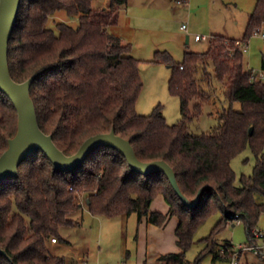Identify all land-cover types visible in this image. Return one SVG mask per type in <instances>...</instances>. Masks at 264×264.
<instances>
[{
    "label": "trees",
    "instance_id": "trees-1",
    "mask_svg": "<svg viewBox=\"0 0 264 264\" xmlns=\"http://www.w3.org/2000/svg\"><path fill=\"white\" fill-rule=\"evenodd\" d=\"M92 2L21 0L9 42L12 78L22 83L36 76L31 97L40 128L66 155L75 154L91 136L115 130L130 140L141 161H166L184 195L194 201L200 194V199L189 207L164 173H137L113 148H96L72 171L56 169L39 150L20 165L19 176L0 183V249L7 253H0V264H77L52 254L48 244L52 239L65 241L60 231L76 225L72 215L82 210V201L95 217L136 214L139 223L146 218L159 227L177 217L181 251L162 255L159 260L164 264H190L186 253L195 232L221 212L223 217L203 239L205 249L195 264H201L206 254L215 261H231L234 247L225 246L224 253L218 250L217 234L229 224L242 222L249 244L256 243L255 232L264 214V81L246 68L237 44L247 43L264 29V0H257L242 39L215 35L207 52L188 51L180 64L166 51L155 53L152 62L172 68L169 91L180 100L181 110L180 120L173 125L161 105L147 116L136 110L143 86L140 61L131 55L130 43L108 32L128 0H109V7L101 10H93ZM60 11L79 17V25L48 26L50 17ZM200 71L224 84L230 108L220 114L212 132L194 135L190 125L209 101ZM234 102L241 103V110L233 108ZM17 129V110L0 91V156ZM248 146L256 165L253 174L242 176L241 186H236L231 162ZM159 195L169 206L168 214L150 212Z\"/></svg>",
    "mask_w": 264,
    "mask_h": 264
},
{
    "label": "rangeland",
    "instance_id": "rangeland-1",
    "mask_svg": "<svg viewBox=\"0 0 264 264\" xmlns=\"http://www.w3.org/2000/svg\"><path fill=\"white\" fill-rule=\"evenodd\" d=\"M178 1L128 0L127 5L120 10L118 23L108 27L109 33L131 44V55L140 61L139 70L143 86L136 105L137 112L147 116L161 105L169 125L176 124L181 118L180 100L169 91L172 68L166 63L152 62L155 53L166 51L176 64H180L188 51L207 52L215 35L242 39L249 16L257 3V0H182L187 4L181 7ZM107 7L109 0L92 2L93 10ZM61 22L77 27L79 17H70L65 11H60L50 17L48 26L55 28V25ZM183 24L188 26V31L181 29ZM196 35L206 39L196 41ZM243 56L246 68L253 70L258 77L262 76L264 81V40L259 35H253L249 39ZM200 72L199 77L204 80L203 86L209 95V101L203 106V114L190 125V131L194 135L212 132L220 122V114L230 108V103L225 97L224 84L217 82L213 75L208 79L203 71ZM209 72L213 74L212 67ZM233 108L241 110V103L234 102ZM255 165L256 157L250 146L232 160L236 186H241L242 176L253 174ZM258 199L262 200L261 197ZM82 204V210L72 215L81 225L65 227L60 231V237L70 241L72 245L59 240L58 245L51 249L53 254L65 257L69 263L77 264H141L144 245L137 215L95 217L86 208L84 201ZM222 217L221 212H216L195 232L193 245L186 253L190 264H195L197 257L205 249L203 239L210 236ZM257 230L262 231L264 235V214L259 219ZM162 243L161 247L175 248L174 235L168 234ZM216 244L218 250L232 245L235 252L241 251L243 246L249 244L245 224L237 222L235 225L224 227L216 236ZM51 245L52 241L48 247ZM244 261L243 258L242 262ZM201 264L231 263L229 260L215 261L211 254H206Z\"/></svg>",
    "mask_w": 264,
    "mask_h": 264
},
{
    "label": "water",
    "instance_id": "water-1",
    "mask_svg": "<svg viewBox=\"0 0 264 264\" xmlns=\"http://www.w3.org/2000/svg\"><path fill=\"white\" fill-rule=\"evenodd\" d=\"M20 4L21 0H0V91L10 98L18 113L17 133L9 140L7 150L0 156V183L8 177L19 176L20 165L39 150L45 153L56 169L72 171L81 165L93 150L106 146L121 153L131 169L137 173L146 176L152 173H164L183 203L191 208L195 207L200 194L194 201H190L180 188L175 170L166 161H141L130 140L117 135L115 130L91 136L71 156L58 148L52 135L41 130L36 106L31 97V86L36 76L19 83L12 78L10 72L9 42L18 20ZM253 130L250 129V135ZM0 253L7 255L5 250L0 249Z\"/></svg>",
    "mask_w": 264,
    "mask_h": 264
},
{
    "label": "crops",
    "instance_id": "crops-1",
    "mask_svg": "<svg viewBox=\"0 0 264 264\" xmlns=\"http://www.w3.org/2000/svg\"><path fill=\"white\" fill-rule=\"evenodd\" d=\"M179 1L182 3L181 5L179 4L181 7H184V5L187 4V2H185V1H182V0H179ZM225 37H227V36H225ZM189 40H190L189 36H187V42H189ZM155 211L161 212L163 214H168V212H169V206L167 205V203L165 202L164 198L161 195L156 197L151 204L150 212H155ZM139 224H140V229H139L140 236L143 240L142 244L144 245V248L142 249V252H143L142 258L143 259H142L141 264H144V263H147V264H164V262H161L159 260L162 255L181 251L177 245L176 229L179 225V219L177 217H171L169 219L168 223L163 227H159V226H156L154 224L148 223L146 218H144L142 220V222H140ZM80 225H81L80 222L76 221L75 226H80ZM263 232H264V230H263ZM168 234L172 235V236L174 235L175 248L167 249L165 247H161V244H163L162 242L164 241L165 236H167ZM65 241L67 244L72 245V243L70 241H67V240H65ZM56 245H58V241L56 243H52L51 247L49 248V250L52 254H53V252L51 249L53 247H55ZM243 258L245 259L244 263L245 262H251L254 264H264V259L263 260L259 259L251 253L243 254L242 259ZM80 259L82 260L83 257L81 256Z\"/></svg>",
    "mask_w": 264,
    "mask_h": 264
},
{
    "label": "built area",
    "instance_id": "built-area-1",
    "mask_svg": "<svg viewBox=\"0 0 264 264\" xmlns=\"http://www.w3.org/2000/svg\"><path fill=\"white\" fill-rule=\"evenodd\" d=\"M178 4H182L180 1L178 2ZM181 29L184 31H188V26L186 24H183L181 26ZM254 35H259L263 40H264V30L263 31H257L255 32ZM196 41H201V40H205L206 38L204 36H199L196 35L195 36ZM237 44L239 45L240 49L244 52L247 50V43H241V42H237ZM262 77V76H261ZM255 239H256V243L253 244H246L245 246L242 247L241 251L232 252V258L230 263L231 264H254L251 262H242V256L245 253H251L253 255H255L257 258L259 259H264V235L261 231H256L255 232ZM57 240L56 239H52V243H56ZM225 251L222 250V253H224Z\"/></svg>",
    "mask_w": 264,
    "mask_h": 264
}]
</instances>
